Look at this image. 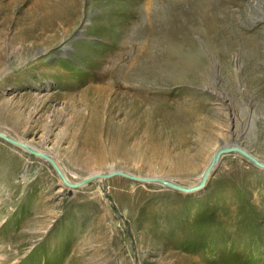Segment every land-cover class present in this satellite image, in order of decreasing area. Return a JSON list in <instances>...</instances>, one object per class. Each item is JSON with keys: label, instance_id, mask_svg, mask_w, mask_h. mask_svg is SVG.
I'll use <instances>...</instances> for the list:
<instances>
[{"label": "rangeland", "instance_id": "374dc122", "mask_svg": "<svg viewBox=\"0 0 264 264\" xmlns=\"http://www.w3.org/2000/svg\"><path fill=\"white\" fill-rule=\"evenodd\" d=\"M218 1L209 28L190 0H0V130L71 182L193 185L230 139L264 160V0ZM0 264H264V168L231 151L189 192L71 187L0 137Z\"/></svg>", "mask_w": 264, "mask_h": 264}, {"label": "water", "instance_id": "95a60500", "mask_svg": "<svg viewBox=\"0 0 264 264\" xmlns=\"http://www.w3.org/2000/svg\"><path fill=\"white\" fill-rule=\"evenodd\" d=\"M0 137L6 139L7 141H9L13 144H16L20 147H23L25 150H27L31 153H34L36 155L42 156L45 159H47L53 165V167L56 169V171L59 173V175L62 178V180L64 181V183L67 184L68 186H71V187L80 186V185L86 183L87 181L95 179L97 177H110L113 175H121V176L128 177L130 179H133V180H137V181H141V182H143V181L144 182H157V183H161L165 186H169V187L181 190V191L189 192V191H193L195 189L202 187L205 184L211 170L213 169L216 162L218 161L220 155L223 153L231 152V151H237V152L245 155L247 158H249L255 164L264 168V162H263L264 160H262V161L259 160L257 158V156L252 154L250 151H248L244 147L240 146L236 141L230 139L227 142L223 143L220 147H218L214 151L209 162L203 168L200 179L193 185H182V184L177 183L172 178H167V177H163V176H159V175H139V174L131 173V172L126 171L124 169H110L107 172H95V173H91V174L83 177L82 180L79 182H71V181H68L64 177L62 171L57 166L56 162L52 159L51 156H49V154H47V152L42 151L40 149H37L34 146L32 147L31 144H28L27 142H25L21 139H17V138L10 136V135H7L6 133H4L1 130H0Z\"/></svg>", "mask_w": 264, "mask_h": 264}, {"label": "bare ground", "instance_id": "6f19581e", "mask_svg": "<svg viewBox=\"0 0 264 264\" xmlns=\"http://www.w3.org/2000/svg\"><path fill=\"white\" fill-rule=\"evenodd\" d=\"M131 1H133V0H131ZM140 1V0H139ZM154 1V0H153ZM208 2L207 3H204V0H190V2H191V9L188 11L190 14H192V16L193 15H195V16H197L199 19H200V22H202V21H204V22H206L207 24H208V26H209V28H213L214 26H215V21H216V19H217V14L215 13V11H214V8H216V7H219V1L218 0H207ZM225 1V0H224ZM227 1V0H226ZM231 1H233V0H231ZM130 2V1H129ZM189 2V3H190ZM229 2H230V0H229ZM130 3H132V2H130ZM137 3V2H136ZM135 3V4H136ZM157 3H159V2H157ZM201 4H203L204 6H201ZM193 5H198V6H200V7H198L197 9H195L194 8V6ZM237 5V4H236ZM227 6V5H226ZM242 6V5H241ZM133 7H134V5H133ZM158 7V6H157ZM168 7V6H167ZM170 7V6H169ZM182 7V6H181ZM201 7H204V8H201ZM209 7L211 8V9H209ZM225 7V6H224ZM238 7H240V6H238ZM171 8V7H170ZM183 8V7H182ZM186 8V7H185ZM188 8V7H187ZM222 8V7H221ZM173 9V8H172ZM230 9V8H229ZM167 10V9H166ZM179 10V9H178ZM186 10V9H185ZM237 10V9H236ZM240 10V9H239ZM158 10H156V12H157ZM165 11V10H164ZM219 11V10H218ZM223 11V10H222ZM241 11V10H240ZM159 12V11H158ZM158 12H157V14H158ZM187 12V13H188ZM242 12V11H241ZM168 13H169V10H168ZM56 14V13H55ZM222 14V13H221ZM233 14V8H232V5H231V15ZM156 15V14H155ZM160 15H161V13H160ZM171 15V14H170ZM219 15V14H218ZM236 15H238L237 13H236ZM47 16V15H46ZM157 16H159V15H157ZM165 16V15H164ZM169 16V15H168ZM191 16V17H192ZM172 17H174V16H172ZM238 17V16H237ZM126 18V17H125ZM157 18V17H156ZM159 18H161V17H159ZM168 18V17H167ZM166 18V19H167ZM239 18V17H238ZM242 18V17H241ZM127 19H129V18H127ZM158 19V18H157ZM179 19V18H178ZM187 19V18H186ZM198 19V20H199ZM161 20V19H160ZM196 20V19H195ZM197 20V21H198ZM202 20V21H201ZM231 20L232 21H236V16H235V14H234V16H231ZM157 21V20H156ZM184 21H185V19H184ZM192 21V20H191ZM158 22V21H157ZM168 22V21H167ZM159 23H160V21H159ZM165 23V22H164ZM159 25V24H158ZM180 25V24H179ZM179 25H178V27H179ZM191 25V24H190ZM157 26V25H156ZM155 26V27H156ZM162 26V25H161ZM176 25H174V23L170 20V22H169V25H167L166 23L164 24V26L163 27H161V29L160 30H156L157 28H155V30H151V31H147V32H149V34L151 35L152 33H153V36H154V34L155 35H157V36H159L160 37V41L162 42H160L161 43V45L162 44H166V43H172V42H169L171 39H173L174 37V35H176L175 33H177L179 30H178V28H177V30H176V27H175ZM189 26V25H188ZM207 26V25H206ZM205 26V27H206ZM226 26V25H225ZM224 26V27H225ZM238 25L236 24L235 25V27H237ZM186 27V26H185ZM191 27V26H190ZM200 27V26H199ZM152 28L154 29V27L152 26ZM151 28V29H152ZM159 28H160V26H159ZM187 28V27H186ZM222 28V27H221ZM183 27L182 26H180V31H183ZM190 29V28H189ZM193 29V28H192ZM196 30H198L197 28H195ZM195 29H193V30H195ZM200 29V28H199ZM201 29H202V27H201ZM200 29V30H201ZM204 29V28H203ZM208 29V28H207ZM235 29H237V28H235ZM150 30V29H149ZM185 30V29H184ZM205 30H206V28H205ZM237 31V30H236ZM239 31V30H238ZM185 32V31H184ZM192 32V31H191ZM190 32V33H191ZM239 32H237V34H238ZM146 34V33H145ZM144 34V35H145ZM182 34V33H181ZM180 34V35H181ZM188 34V33H187ZM186 34V35H187ZM211 34H213V33H211ZM230 34V33H229ZM235 34V33H234ZM248 34V33H247ZM177 35H179L178 33H177ZM184 35V34H183ZM206 35V34H205ZM217 35V34H216ZM219 35V34H218ZM239 35V34H238ZM212 36V35H211ZM210 36V37H211ZM215 36V35H214ZM227 36H228V34H227ZM183 37H185V36H183ZM219 37V36H218ZM217 37V38H218ZM221 37V36H220ZM224 37V36H223ZM243 37V36H242ZM248 37L251 39V40H253L254 39V35H252V34H249L248 35ZM146 38V37H145ZM185 38H187V37H185ZM184 38V39H185ZM190 39L189 40H191V37H189ZM222 38V37H221ZM150 39H152L151 37H150ZM158 39V38H157ZM156 39V40H157ZM213 39V38H212ZM227 39V38H226ZM178 40V39H177ZM186 40V39H185ZM185 40H184V42H185ZM251 40H249V41H251ZM140 41V40H139ZM175 41V40H174ZM187 41H188V39H187ZM218 41V40H217ZM246 41V40H245ZM150 42H152V41H150ZM159 42V41H158ZM181 42V41H180ZM183 42V41H182ZM181 42V43H182ZM190 42V41H189ZM254 42V41H253ZM140 43V42H139ZM153 43V42H152ZM176 43V42H175ZM178 43V42H177ZM247 43V42H246ZM158 44V43H157ZM184 44V43H183ZM182 44V45H183ZM155 45V44H154ZM159 45V44H158ZM181 45V44H180ZM181 45V46H182ZM190 46H192L191 44H189ZM153 46V45H152ZM157 46V45H156ZM156 46H154V47H156ZM179 46V45H178ZM181 46H179V47H181ZM254 46V45H253ZM150 47V46H149ZM162 47V46H161ZM168 47H170V46H168ZM151 48V47H150ZM159 48V47H158ZM176 48V47H175ZM184 48V47H183ZM186 48V47H185ZM188 48H190V47H188ZM155 49V48H154ZM163 49V48H162ZM167 49H169V48H167ZM167 49L164 51V53H166V51H167ZM181 49V48H180ZM252 49V48H251ZM148 50V49H147ZM153 50V49H152ZM161 50V48L159 49V51ZM170 50V49H169ZM186 50V49H185ZM188 50V49H187ZM253 50V49H252ZM256 50V49H255ZM156 51H157V49H156ZM162 51V50H161ZM173 51V50H172ZM175 52H176V50H174ZM250 51V50H249ZM150 52V51H149ZM178 52V51H177ZM172 53V55L173 54H175L174 52H171ZM256 53V52H255ZM236 54V53H235ZM150 55H152V54H150ZM160 55V54H159ZM167 55H168V53H167ZM166 55V56H167ZM171 55V54H170ZM171 55V56H172ZM175 55H177V54H175ZM178 55H179V53H178ZM185 55V54H184ZM153 56H154V54H153ZM157 56H158V54H157ZM164 56V55H163ZM166 56H164V57H166ZM174 56V55H173ZM188 56V55H187ZM150 57V56H149ZM161 57V56H160ZM167 57H170L169 55L167 56ZM178 57H181L180 55L178 56ZM185 58H186V56H184ZM252 57V56H251ZM150 58H152V60H154L153 58L154 57H150ZM171 58V57H170ZM161 59V58H160ZM159 59V60H160ZM238 59V58H237ZM156 60V59H155ZM171 60V59H170ZM182 60V59H181ZM158 61V60H157ZM176 61H177V59H176ZM176 61H175V63H176ZM180 60H178V62H179ZM151 62H153V61H151ZM161 62V61H160ZM164 62V61H163ZM167 61H165V63H166ZM168 62H169V60H168ZM254 60H251V67H253V68H255V65H254ZM173 63V61L171 62V64ZM181 63H183V61L182 62H180V64ZM161 64V63H160ZM162 64H164V63H162ZM161 64V65H162ZM158 65H159V63H158ZM169 65V64H168ZM167 65V66H168ZM154 67V66H153ZM158 67V66H157ZM175 67V66H174ZM252 69V68H251ZM145 71V70H144ZM257 71H258V68H257ZM188 73V72H187ZM145 101V100H144ZM4 132V131H3ZM4 133H6V132H4ZM7 135H9L8 133H6ZM32 146V145H31ZM33 147V146H32ZM47 154H49V153H47ZM253 154V153H252ZM49 156H51L52 157V159L56 162V164H57V166L60 168V170L62 171V173H63V175H64V177L68 180V178H67V176H66V174H65V172L63 171V168H62V166H61V164L59 163V161L56 159V158H54L52 155H50L49 154ZM258 158V157H257ZM259 159V158H258ZM260 160V159H259ZM262 161V160H261ZM264 162V161H263ZM127 171V170H126ZM130 172V171H129ZM132 173V172H131ZM202 173V172H201ZM200 176H201V174H200ZM200 176H199V178H200ZM175 180V179H174ZM69 181V180H68ZM177 182V181H176ZM177 183H179V182H177ZM179 184H181V183H179ZM195 184V183H194ZM182 185H184V184H182Z\"/></svg>", "mask_w": 264, "mask_h": 264}]
</instances>
